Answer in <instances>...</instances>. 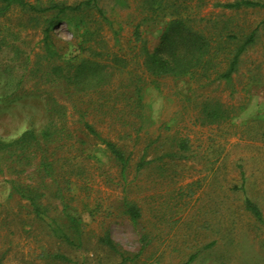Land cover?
<instances>
[{
	"label": "rangeland",
	"instance_id": "obj_1",
	"mask_svg": "<svg viewBox=\"0 0 264 264\" xmlns=\"http://www.w3.org/2000/svg\"><path fill=\"white\" fill-rule=\"evenodd\" d=\"M30 1L48 6L84 0ZM229 1L235 0H208L204 14L230 23L237 35L257 31L256 43L242 55L230 82L148 76L146 54L134 36L140 20L136 2L125 8L118 0H100L113 28L94 11L57 17L60 24L50 33L61 59L90 58L82 53L90 44L111 53L110 86L79 98L87 121L121 146L131 162L123 175L72 106L70 137L47 149L55 164L52 177L36 169L42 153L36 158L27 154L21 163L0 159V264H264V225L244 207L249 198L264 214V9L214 6ZM52 19L54 14L32 17L14 10L0 20V45L14 33L24 59L31 49L38 52ZM97 21L100 29L94 30ZM164 27L157 21L140 28L149 49L157 46ZM87 31H94L95 43L87 41ZM1 47L0 138L39 133L51 119L46 94L27 76L19 94L3 96V74L14 53ZM136 84L143 87L141 104L124 107L136 98ZM126 97L128 103L122 101ZM205 105L229 117L205 120ZM125 134L130 137L122 138ZM13 180L23 187L31 183L43 194L44 216L38 217L13 189ZM129 206L141 214L136 222ZM71 217L81 224L80 237L71 229ZM58 227L71 242L59 238ZM106 236L117 251L102 243Z\"/></svg>",
	"mask_w": 264,
	"mask_h": 264
},
{
	"label": "trees",
	"instance_id": "obj_2",
	"mask_svg": "<svg viewBox=\"0 0 264 264\" xmlns=\"http://www.w3.org/2000/svg\"><path fill=\"white\" fill-rule=\"evenodd\" d=\"M121 7H130L131 3H137L140 20L134 26V36L140 42L142 51L146 54L143 61L144 72L152 79L163 77L173 78H198L211 81L230 82L233 75L238 72L242 55L247 49L256 43L257 31L254 30L248 35H237L231 33L230 23L221 20L220 17L213 18L204 14L208 6V0H118ZM131 2V3H130ZM223 11H240L243 9L260 8L264 9V2L261 0H235L233 2H217L215 5ZM14 10H19L25 15L32 17H46L55 15V19L49 21V26L43 31L41 46L38 52L31 49L27 57L22 59L23 54L19 46L20 39L14 33L3 41V46L12 48L14 59L7 66L3 76V96L19 94L24 87L25 78L33 77L36 82L37 91L46 94L48 113L51 117L49 124L39 133L34 130L23 132L13 140L0 138V159L13 160L21 163L27 154L37 157L42 153L39 162L36 164L38 172H44L52 177L55 172V164L50 162L47 156L49 146L70 137L68 126L69 106H72L74 114L79 117V123L98 138L106 147L111 157L120 165L123 175L130 166V155L114 141L104 138L93 124L87 121V113L81 107L82 94L88 92H103L104 87L110 86V75L108 60L111 53L95 48L90 44L83 49L82 53H89L90 58L85 55L75 56L70 60H63L56 49L51 29L59 26L60 19L57 17L68 16L69 14H88L94 11L95 15L113 28V21L107 17L105 10L100 6V0H84L75 5H63L51 3L42 6L30 0H0V20L8 17ZM40 15V16H38ZM54 20V21H53ZM165 22V27L159 37L156 47L149 49L146 41L142 38L140 28L150 22ZM94 30L100 29V21L96 23ZM97 32V31H96ZM89 35V31H87ZM93 33H90L87 41L94 42ZM2 44L0 48H2ZM107 56V57H106ZM32 57V58H31ZM99 57V58H98ZM106 58V59H105ZM116 61V58H112ZM31 67V68H30ZM30 68V69H29ZM22 72V73H20ZM141 81V78H140ZM142 86L136 84L134 95L131 100L127 97L122 101H132L128 105L139 107L141 104L140 92ZM76 96L77 98H74ZM107 102L104 103L106 105ZM205 120L215 121L220 116L229 117L227 111L219 108H212L205 105L202 109ZM131 128L134 125L126 123ZM67 136V137H66ZM125 134L122 138H129ZM182 149H186L185 142H181ZM34 157V158H36ZM28 163L31 159H27ZM143 162L138 167L141 168ZM56 182V180H53ZM13 189L23 198L30 202L35 214L44 216V206L40 200L43 194L35 190L30 183L25 187L20 186L17 181H11ZM245 210L248 211L257 222L264 225V214L256 202L249 198L244 200ZM128 214L133 222H136L141 214L136 207H128ZM71 221V229L75 236H81L80 223L74 218ZM56 234L67 242H71L68 236L59 227ZM102 243L113 251H117L116 244L109 236L102 238ZM195 259L191 257L190 262Z\"/></svg>",
	"mask_w": 264,
	"mask_h": 264
}]
</instances>
